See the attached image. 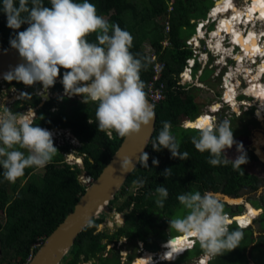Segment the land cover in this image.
<instances>
[{
    "label": "trees",
    "instance_id": "trees-1",
    "mask_svg": "<svg viewBox=\"0 0 264 264\" xmlns=\"http://www.w3.org/2000/svg\"><path fill=\"white\" fill-rule=\"evenodd\" d=\"M170 1L0 0V50L25 44L63 46L82 43L112 57L136 80L143 93L152 78L151 63L141 49L143 43L147 41L164 63L159 83L164 85L165 98L154 105L155 129L145 158L109 204L111 211L123 214L125 224L113 236L95 235L94 230L104 216L93 219L77 236L67 255L72 256L68 264H77L79 254L88 259L95 252L104 250L100 239L109 238L112 242L113 238L123 237L132 244L137 241L147 244L167 229L168 220L183 206L188 194L195 193L199 205L205 191L217 192L221 186L222 192L232 198L238 197L243 188L248 191L257 188L256 176L248 173L240 161L227 159L220 150L222 145L240 134L246 136V127L254 120L248 117V124L244 130L237 131L240 134L235 138H230L228 129L209 133L180 126L183 120L194 119L200 113L194 94L197 88L188 89L178 83V76L192 55L185 42L194 33L191 20L204 18L213 2L174 0L167 35L169 44L163 47L162 22L167 18ZM198 67L195 66L194 74ZM44 73L51 74L50 80H43ZM56 78L62 82H57ZM63 78H71L82 85L94 81V76L85 71L61 67L40 74L12 76L0 84V95L3 85L23 88V80H28L37 87L45 86L52 92L65 91L82 99L63 97L61 101L52 99L38 107L40 97L27 93L22 104L36 107L38 118L16 133L7 132L1 136L16 144L20 156L15 164L0 162V264H26L33 245L43 241L63 221L84 193L85 187L78 176L85 173L92 180L96 179L122 142L124 129L120 114L124 102L118 94L109 89L107 101H93L83 90L70 86ZM52 108L56 110L51 111ZM43 128L72 131L81 145L77 155L81 157L82 169L64 163L63 153L70 147H56L45 139ZM45 146L56 151L55 155L41 157V149ZM28 148L38 156V161ZM249 156L256 159L252 153ZM39 168L43 169L42 175L36 173ZM259 201L263 207L257 206L262 213L256 221L264 233L263 196ZM208 203H211L210 199ZM217 204L218 213L236 208L221 202ZM239 217L235 220L241 226H247L246 214ZM209 239L214 241L210 243ZM208 240L195 244L191 250L196 257L215 250L207 264H264V235L254 238L251 227L242 229L232 223L227 230ZM129 259L131 261L132 257Z\"/></svg>",
    "mask_w": 264,
    "mask_h": 264
},
{
    "label": "water",
    "instance_id": "water-1",
    "mask_svg": "<svg viewBox=\"0 0 264 264\" xmlns=\"http://www.w3.org/2000/svg\"><path fill=\"white\" fill-rule=\"evenodd\" d=\"M61 67L74 68L94 76L93 83L87 85L86 89L98 86L106 93L103 101H107L110 97L109 89L118 94L124 102L120 114L124 136L98 177L85 187L73 210L44 239L27 264H61L73 247L77 236L93 219H98L100 216L105 218V215L108 218L112 216L109 204L120 192L139 162L145 158L155 129L156 114L153 103L146 98L128 71L120 67L106 53L82 43H66L63 46L25 44L0 50V84L12 76L40 74L44 70ZM42 104L41 102L40 105ZM228 126L226 121L220 120L218 129L225 130ZM250 150L253 151V148L251 147ZM207 196L215 202L233 205L224 201V198L230 197L228 195L211 192ZM255 211L262 213L260 208ZM176 238L177 236L173 237Z\"/></svg>",
    "mask_w": 264,
    "mask_h": 264
},
{
    "label": "rangeland",
    "instance_id": "rangeland-1",
    "mask_svg": "<svg viewBox=\"0 0 264 264\" xmlns=\"http://www.w3.org/2000/svg\"><path fill=\"white\" fill-rule=\"evenodd\" d=\"M211 1L213 2L214 0H211ZM237 2H239V6L241 7V9L246 7L244 0H237ZM249 2L251 3V0H249ZM227 3H229V1H227ZM227 3H225V4L227 5ZM226 5H224V7H226ZM219 8H217V9H219ZM216 13L217 12H215V14ZM159 21L161 23L160 19H159ZM246 21H247L246 19L243 20V22H246ZM257 27H258V25L256 24L254 26V28L258 29ZM241 28L244 31H248L250 29V26L244 27L243 25H241ZM193 31H194V29H193ZM237 36H239V34ZM141 49L147 55L151 51V46L146 41L141 46ZM218 51H220V49H218ZM260 60H261L260 56H257V61L259 62ZM207 65H209V64H207ZM207 65H206V67H199V70L201 69V71H203L205 68V70L202 74L200 73L199 70L196 73L198 76L197 81H200V80L203 81L202 84H200L201 86L200 85L197 86L196 87L197 90L194 91L195 102L200 105L201 112L208 110L209 107H211L212 105L215 104L214 99L217 95H219V98H221L222 89H223L222 85H220V83L222 82L221 77L224 75L225 70L223 69L220 72H218V70L216 68L209 69V67H207ZM247 66H248V69L251 71V73H254L255 68L257 67V65L254 63L253 64L247 63ZM217 72H218L219 76L215 77V74H217ZM50 75H51L50 73H44L43 79L45 81L50 80V78H51ZM66 79L69 80L68 78H66ZM260 81L264 84V76H261ZM69 85L72 87L78 86L80 89H82L79 85L72 83V82H69ZM2 87H3L2 93L0 95V137L2 135H5V133H7V132H12L13 130H20V129L24 128L25 126H20V125H25L27 123H31L32 121H30V119L32 120V118H34V117H32V118L28 117L29 113H30L29 110H28L29 111L28 114H25L26 109H23L21 106L18 109V108H16V106H14V104H16V100H14V98H17V96L21 95L23 92H25V90H21L22 93L19 94V93L13 91V89H11V88L8 89V88H4V86H2ZM248 87H249L248 81L247 82L243 81V77L240 75L238 87L235 88V90H236V99L235 100L241 101V103L245 102V104L252 103L253 107H248V105H242L243 107H240V109H241L240 112H242V113H240V115H242L241 117H243V120L232 121L234 124H231L230 127L228 128V131H227L230 135V138H235L236 135H239L240 132H237V131L244 130V126H246L248 124L247 122L249 121L248 117L250 119H252L250 117V116H252L254 118V119H252V120H254V122L252 124L249 123L248 126L246 127V131H247L246 136H242L240 134L237 138H235L231 142L222 145L220 147V150L225 155V157H227V159H230L234 162L240 161L248 173L254 174L255 176H258L259 178L264 179V177H263L264 176V163L261 162L262 160H260V159L255 160V159L251 158L250 156H248L250 154V152L247 154L243 150L244 147L245 146L247 147L249 145V143L251 142L250 146L252 148L256 147L261 152H264V149H262V147H264V116H263L262 112L259 110L257 111V118L259 120L256 118V115H255V109H257V106L259 103H260L259 106L264 109V104H261V103H264V96L258 97V99H260L261 102H259L257 104L254 100V97L252 95H248L245 92V89ZM262 88H263V91H262L263 94L262 95H264V87H261V89ZM42 89L43 88L38 89L37 92L41 91ZM44 89H45L43 91L44 93H48V94L52 93L51 89H48L45 86H44ZM100 90L101 89H99L97 87V88H87L86 91L88 92V94H90L91 98L95 99L94 96L97 94V95H99V97H97V98L102 100V98H105L106 95L103 96L100 93H98V91H100ZM68 96L73 97L72 94H68ZM90 97H89V99H91ZM243 100H244V102H243ZM224 103L228 104L227 102H224ZM2 107H4V110L1 109ZM226 110L227 109L225 108L223 110V113ZM251 113H252V115H251ZM21 115H25L27 117H25V116L20 117ZM18 117H20V118H18ZM17 124H20V125H17ZM23 141L27 142L26 139H24ZM58 144L60 146L62 145V143L60 141H58ZM74 144L78 145L76 142H74ZM17 149L18 148H16V144L14 142H12V141L8 142L7 140L4 139V137H1L0 138V162L15 164L16 159H19L17 157L20 156V152ZM28 152L34 156L35 161L39 160L38 156H35V153L33 150L29 149ZM253 152L255 153L254 149H253ZM55 153H56V151L50 150V148L48 146H45L43 149H41V157L54 156ZM69 153H70V151H69ZM36 173L38 175H42L43 169L42 168L37 169ZM259 191L261 192V189ZM258 192L255 194V192L249 193L247 190H244V192H243V190H241L242 196L240 197V199H242V200L244 199L243 201L249 202V204L251 206H249V204H248L246 207V211H245L246 205H242L241 200H238V201L230 200V201H228L229 204L230 203L231 204L239 203L238 205L240 206V208L237 207L238 205L233 204L230 206H232V208L236 206L235 209L233 208L234 211L227 208V212H226L229 215H233V214L235 215L236 214L239 216L241 213L244 212V214H246V216H247L246 225H249V223L253 220L249 227H251L252 230L254 231V238H257L261 234L264 235V233L261 232V228L259 227V224L256 221L257 219L260 218L261 213H259L258 211H255L256 209H254V208H257V206H259V205H260V207H263V203L261 201H259L260 192L259 193ZM195 197H196L195 193L188 194V196L185 198V202H184L183 206L181 208H179V210L176 211V213H174V215L172 216L171 219L168 220L167 229L161 231L157 236H155L147 244H145L144 245L145 250L152 251V252H157V251L160 252L162 250L161 249L162 247H160L159 242L162 240H166L167 238H170L173 236L181 235L182 232H184V229L186 230V228H190L192 226V219L191 218H193L194 220H197V219L199 220L193 226V227H197V226L203 225L202 223H203L204 217L207 220V217L218 215V208L219 207H218L217 201L207 203V201L205 199H203V200H201V204L205 201V203L207 205V210H206L207 213L204 214L205 216L200 215L198 218H195L196 214H198V212L201 211V209L199 208V205L196 204ZM263 198H264V195H263ZM199 202H200V200H199ZM224 208H226V207H224ZM224 211H226V209H224ZM255 213L257 216L255 215L256 217L253 218ZM219 214H223V213L219 212ZM239 216H237L238 219H240ZM106 219L108 221L110 218H108V216L105 215L103 222L106 221ZM210 219L214 220L213 218H210ZM254 221H256V222H254ZM212 225H214V224H212ZM106 226H107V224H106ZM209 227H211V225ZM237 227L241 228V226H237ZM99 230L105 231L106 229H103L100 225ZM116 230H117L116 228H113V225H111V227L107 226V232L108 233H110V232L112 233L113 231H116ZM188 230H191V228ZM220 230L221 231L227 230V227L226 228L223 227ZM185 233H186V231H185ZM114 234L112 233L111 236H113ZM184 235L185 234H182L181 236H179V238H182ZM177 239H178V237H177ZM208 241L210 243H212L214 241V239H209ZM108 242H110L109 238H107V243ZM134 244L129 243V242H124L123 239H120L118 241V243H116L115 245L114 244L108 245L107 249L112 250V251L114 249V252H112V255H115V256L111 257L110 253H109L107 259L109 260L111 257L112 259L109 260L110 263L121 264V260H123L125 255L128 253L127 260H129V257H132L133 262H134L139 257L138 250H136L138 248L135 247ZM168 246H170V243L168 244ZM199 247H200V245H199ZM193 249H191V250H193ZM191 250H189V252L187 251V253L185 255L180 257L175 262L174 261H172V263L164 262V263H160V264H195L197 257L193 255L195 253ZM115 251H116V253H115ZM120 252H122V255ZM121 256H124V257H121ZM178 256L179 255H177L176 257H178ZM169 260H172V259H169Z\"/></svg>",
    "mask_w": 264,
    "mask_h": 264
},
{
    "label": "clouds",
    "instance_id": "clouds-1",
    "mask_svg": "<svg viewBox=\"0 0 264 264\" xmlns=\"http://www.w3.org/2000/svg\"><path fill=\"white\" fill-rule=\"evenodd\" d=\"M217 0H214L213 1V4H212V6L211 7H209V9L207 10V12H206V14H205V17L204 18H201V19H198V20H191V23L192 24H194V33H193V35H191L190 36V38L192 37V36H197V35H200V37L199 38H197L196 37V39H199L200 40V43H201V45L204 47V49H202L201 51L202 52H206V53H208V55H209V63L211 64L212 63V60H213V56H212V52L210 51V49H208V47L206 46V45H211V47L213 48H215V49H217L216 47H215V43H217V45H218V48L219 49H221V51L218 53V55L216 56V59H220L219 57H220V55H222V57H223V59H227L228 61H229V64L230 65H234L235 64V61H237L238 59H236V56L238 55L237 53H236V51H239V53L241 52L240 51V47H237V49L236 50H234V51H232V54H230L229 52H230V50L229 51H226V48H230L229 46L230 45H233V43L234 42H232L231 40V36L230 35H228V33H226V32H224V31H222V32H220V29H221V26H222V22H221V20L223 19V18H226V17H228V16H230V14L232 13L231 12V8L233 7H237L238 5H237V3H239V2H237V0H230V7L228 8V9H226L225 11H219V12H217L215 15L214 14H212L211 13V11H213L214 9H215V7H216V2ZM173 3H174V0H171L169 3H168V8H167V18L165 19V20H168L169 21V25H170V16H171V14H172V12H173ZM170 8H171V10H170ZM164 20V21H165ZM164 21L162 22L163 24H164ZM205 21H208L210 24L209 25H203V26H199L200 24H203ZM240 28H241V25H240ZM218 31H219V33H218ZM218 33V34H217ZM226 33V34H225ZM242 33H243V31H242ZM164 34V33H163ZM244 35V34H243ZM190 38H188L187 40H189ZM163 40H164V38H163ZM162 40V41H163ZM186 40V41H187ZM161 41V42H162ZM186 43V42H185ZM163 46V45H162ZM234 46V45H233ZM213 48V49H214ZM151 50H153L152 48H151ZM154 51V50H153ZM227 54H229V56H227ZM147 56V55H146ZM263 60V59H262ZM259 62H261V60L259 61ZM196 65H198V64H196ZM199 66V65H198ZM199 68V67H198ZM214 68H216L217 69V67H214ZM224 70H226V69H224ZM203 72H204V70H203ZM42 77H43V74H42ZM260 78H261V73H260ZM259 78V79H260ZM178 79H179V76H178ZM44 80V79H43ZM57 82H61L62 80L61 79H55ZM226 81H227V79H225ZM247 78L244 80V81H246L247 82ZM45 81V80H44ZM29 82V81H28ZM31 82V81H30ZM202 82L203 81H199V83L200 84H202ZM23 83L24 84H27V83H25L24 81H23ZM76 83H79V82H76ZM249 83V82H248ZM3 84V83H2ZM82 89L81 90H83L85 93H87L88 94V92L87 91H85L86 90V86L87 85H82L81 83H79L78 84ZM5 86V85H4ZM11 87H13V86H11ZM196 87V86H195ZM10 88V87H9ZM8 88V89H9ZM15 88V87H14ZM24 88V87H23ZM46 88H48V87H46ZM190 87L188 86V89H189ZM223 89H224V87H222ZM48 89H50V88H48ZM223 89H222V92H223ZM22 90H24V89H22ZM246 90H247V88L245 89V92H246ZM52 92V91H51ZM25 93V92H24ZM48 93H43V95H47ZM64 94V95H63ZM68 94H72V93H68V92H65V91H60V92H52V93H50V94H48V96H47V99L43 96V98H44V101L42 102V100H41V102L42 103H45V100L46 101H48L50 98H53V99H57L58 101H61L62 100V98L63 97H66V98H69V99H71L70 97H72V96H68ZM90 95V94H89ZM249 95V94H248ZM38 96V95H37ZM15 97V96H14ZM39 97V96H38ZM219 95H217L216 97H215V99H214V101L216 102V104L218 105V104H220V101H219ZM234 98L236 99V95L234 96ZM15 99V98H14ZM91 100H93V101H96L97 99H93V98H91ZM98 100H100V99H98ZM244 101V100H243ZM19 102V100L18 99H16V103H18ZM236 105H237V107L239 108V111L241 110L240 109V107H243L242 105H240V103H241V101H236V100H234L233 101ZM229 104V103H228ZM43 105V104H42ZM41 106V105H40ZM248 107H253V105H248ZM247 107V108H248ZM227 108L229 109V108H231V104H229L228 106H227ZM2 110H4V107H2L1 108ZM232 109H233V106H232ZM253 109V108H252ZM255 111H256V109H255ZM209 113H212L213 115H214V117L216 118V121H212L210 118H208L207 117V114H209ZM242 113V112H241ZM224 113L221 111V112H218V111H210L209 109L208 110H205V111H203V112H201V110H200V113L198 114V118L199 117H201V116H204V118L208 121V123H209V127H207L206 129H198V128H196V127H186L185 129H196V130H199V131H202V132H209V133H211V132H213L214 130H219L218 128H219V121L220 120H224V121H226L228 124H229V126L225 129V130H227L229 127H230V125L231 124H234L232 121H238V114H235V112L234 111H232L231 112V115H232V117L230 118H227L226 117V115H223ZM251 115H252V113H251ZM22 116H24V115H21L20 117H22ZM20 117H18V118H20ZM26 117V116H25ZM194 118V119H185V120H183L182 122H181V124H180V126L182 127V128H184L183 127V124L185 123V121L186 122H193L194 120H196V119H198V118ZM252 119H254L252 116H250ZM32 118V117H31ZM33 119L34 118H32V120L30 119V121H32L33 122ZM31 122V123H32ZM31 123H27V124H25V125H29V124H31ZM17 125H20V124H17ZM25 125H20V126H25ZM18 130H16V132H17ZM43 133L45 134L44 136H45V139H47V140H49V141H51L54 145H56V147H58V146H60L59 144H58V141H60L61 143H62V145L61 146H63V145H67V146H69L70 147V149L68 150V152H65V154H68L69 153V151H70V155H71V157H74V158H76L77 160H79V162L78 163H73V164H68V163H66V161H65V154L63 153V157H64V163L65 164H68V165H71V166H76V167H78V168H80V169H82V161H81V157L80 156H78L77 155V148H79L81 145H80V142L77 140V138L72 134V131L70 130V129H62V130H60V129H52V128H43ZM67 131H69V133H67ZM220 131H223V130H220ZM12 133V132H11ZM72 141V142H71ZM74 142H76L78 145H75L74 144ZM251 142L249 143V145L246 147H244V152L245 153H252L255 157H256V159H258V157L254 154V152L253 151H251L250 150V148H251ZM60 146V147H61ZM262 149H264V147H262ZM246 150V151H245ZM73 151V152H72ZM249 156V155H248ZM255 159V160H256ZM72 162H73V159L71 160ZM88 177L89 179H90V183H91V181H92V179L88 176V175H86L85 173H81L79 176H78V180H79V178L80 177ZM79 182H80V180H79ZM81 183V182H80ZM89 183V184H90ZM88 184V185H89ZM83 185V184H82ZM88 185H83L84 187H86V186H88ZM211 192H213V193H219V192H214V191H205L204 193H203V195L201 196V200H203V199H205L206 201H207V203H208V200L210 199H212L211 197H209V196H207V194L208 193H211ZM231 197V196H230ZM201 200H200V202H199V208L201 209V211H199V213L201 214V215H203V216H205L204 214H206L207 212H206V209H207V205H206V203H205V201L201 204ZM213 200V199H212ZM219 201H217V203H218ZM248 203V202H247ZM249 204V203H248ZM250 205V204H249ZM202 206H205L206 207V209H203V207ZM239 206V205H238ZM251 206V205H250ZM254 209H257V208H254ZM261 209V208H260ZM245 210H246V208H245ZM110 212L112 213V216L110 217V219H109V221L110 220H112V218H113V216H114V214H119L120 215V218L116 221V224H118L119 222L120 223H122V221L124 220V216H123V214L122 213H120V212H114V210L113 211H111L110 210ZM244 213V212H243ZM243 213H241V214H243ZM199 214V215H200ZM240 214V215H241ZM218 215H222V214H219L218 213ZM231 216V218L233 219V221H231L230 223H228V224H221L220 223V225H219V228L221 229V228H223V227H228L230 224H232V223H235L237 226H241L240 224H237L236 223V221L237 220H235V217L234 216H236V215H230ZM257 216V215H256ZM256 216H254V217H256ZM205 218V217H204ZM193 221H194V219H192V224H193ZM215 221H216V219H215ZM253 221V220H252ZM252 221L249 223V225H247V226H245V227H243V226H241V228L243 229V228H247V227H249L250 225H251V223H252ZM239 223V222H238ZM240 228V227H239ZM186 229H190V228H186ZM218 229V227L216 226V230H215V234H212V235H210V236H208V237H206V239H205V241H203L204 243H206V241L208 240V238L209 237H215V236H217V235H219L220 233H222V232H224L225 230H222V231H220V230H217ZM185 230V229H184ZM182 234H184V232H182ZM181 236V235H180ZM174 237H176V236H174ZM178 237V236H177ZM171 238H173V237H171ZM44 241V240H43ZM43 241H41V244H42V242ZM167 241H168V239H167ZM166 241V242H167ZM38 242V241H37ZM36 242V243H37ZM165 242V243H166ZM197 243H199V242H197L196 241V243L195 244H197ZM41 244H40V246H41ZM203 244V243H202ZM39 246V247H40ZM38 247V248H39ZM195 247V246H194ZM210 251H212V250H210ZM36 252V251H35ZM159 252V251H158ZM204 254V253H203ZM34 255V254H33ZM178 260V259H177ZM176 260V261H177ZM28 262L26 261V264H27ZM168 263H170V262H168ZM252 264V263H251Z\"/></svg>",
    "mask_w": 264,
    "mask_h": 264
},
{
    "label": "built area",
    "instance_id": "built-area-1",
    "mask_svg": "<svg viewBox=\"0 0 264 264\" xmlns=\"http://www.w3.org/2000/svg\"><path fill=\"white\" fill-rule=\"evenodd\" d=\"M170 10H171V8H170ZM209 24L210 23L208 21H205L203 24H200L199 26H203V25L205 26V25H209ZM169 32H170L169 21L168 20H165L164 21V28H163L164 40L161 42V44L163 45V47H166L169 44V39L167 38V35H168ZM247 32L248 31H244L243 30V34L244 35H246ZM196 37L199 38L200 35H197ZM196 37L195 36H192L189 40L186 41V45L191 49L192 55H191V57L189 59L186 60V63H185L186 65H185L183 71L179 74L178 83L181 86H186V87L189 86L191 88V87H195V86L197 87V86L200 85L199 81L196 82L198 80V76H197L196 73L199 70V68L196 70L195 74L193 73L196 64H198L199 67H206V65L209 64V65H207V67H209V69H213L214 67H217L218 72H220L223 69H226L224 75L221 77L222 82L220 83V85H222V87H224L225 79H227V81L229 83H231V84L233 82L234 83L237 82L239 84L240 75L243 77V81L246 78L248 79L247 73L245 72V70L249 71L248 72L249 75H252V73L248 69L247 59H246L245 54H243V58H242V60L244 61V63H243L244 66L242 64V67L239 68L240 58L237 61H235V64L234 65H230L229 64V61L227 59H223L222 55H220V57H219L220 59H216V56L219 53L218 50L215 49L214 47H213L214 48L213 49L211 47V45H206L208 47V49H210V51L212 52V56L214 57L213 60H212V63L210 64L209 63V55H208V53L201 51L202 49H204V47L201 45L200 40L199 39H196ZM229 47L230 48H226V51H229L230 50L229 53L232 54V51L236 50L237 47H238V45L237 44H235V46L230 45ZM240 51H241V49H240ZM236 53L239 54V51H236ZM227 56H229V54H227ZM147 59L151 63V66H152V78H151V80L146 85V91L144 92V95L146 96V98L151 103H153V105H155V104L161 102L162 100H164V98H165V96H164V85L161 82L159 83L160 78H161L162 69L164 67V63L161 62L158 59L157 55L155 54V52L153 50H151L147 54ZM263 61H264V59L263 60L261 59V62H263ZM253 63L254 62H252V64ZM204 70H205V68H204ZM199 71H200L201 74L203 73V71H201V69ZM218 72H217V74H215V77L219 76ZM261 76H264V71L261 72ZM33 79L34 78H30L31 81H33ZM247 81L250 83V80L249 79ZM24 82L25 83H28L27 81H24ZM44 90L45 89L43 88L41 91L38 92V95L41 96L42 102L44 101V99H43V93H44L43 91ZM223 95H224V89H223L221 98H218L219 101H220V104L217 105L216 102L214 101L215 104L212 105L211 107H209V110L210 111H218V112H221L222 111L223 112V110L226 108L227 110L224 112L223 115H226L227 118H229V117L231 118L232 117L231 112L233 111V109H232V103H231L232 101H227V103L231 104V108L228 109L227 108L228 104H225L224 101H223ZM247 105H250V104H247ZM213 106H216V108H213ZM235 114H237V113H235ZM207 117L210 118L213 122L216 121V118L214 117V115L212 113L207 114ZM183 127L184 128L188 127L187 124H186V121L183 124ZM69 154L70 153L65 154V161H66V163L73 164V163H78L79 162V160L76 159L77 157L76 158L71 157V155H69ZM72 159H73V162L71 161ZM79 180H80L81 184H83V185H88L90 183V179L88 177H83L82 176V177L79 178ZM202 207H203V209H206L205 206H202ZM119 218H120V215L116 213V214H114L112 220H110V221L108 220L107 221V219H106V222H110L112 224V223L116 222ZM210 218H213L214 221L216 219L215 222L217 223L218 230H220L219 225H220V223H221L222 220H226L227 219V220H230V222L233 221V219L231 218V216L228 213H223L221 216L220 215H216V216L207 217V220L204 218L203 219V224L204 225L209 224L210 221H211ZM197 221H199V220L197 219V220H194L193 221V224L190 227L191 229H193V226L195 225V223ZM236 223L239 224L238 221H236ZM187 230L188 229L184 230V234H185V231H187ZM208 236H210V235H207L206 237H208ZM188 239H189V242L191 243V246L188 247L186 250H184L183 253L181 255H179L175 259V261L177 259H179L180 257H182L187 251L193 249L194 246H195L196 241L199 242V243H204L203 241H200L198 239V237H193L192 236V237H188ZM40 244H41V241H38L37 243H35L33 245L32 251L30 252V254L28 256L27 262H29L32 259L33 254H34L33 253V250L36 249V248H38L40 246ZM164 244L162 245V248L161 249H163V247L165 246ZM214 253H215V250L206 251L204 254L200 255L196 259V262L199 261V259L202 256H205L207 258V260H206V264H207V262L213 257ZM152 259H153V264H158V263H162L163 261H165V260H162L158 256V252L153 254ZM170 262H172V261H170Z\"/></svg>",
    "mask_w": 264,
    "mask_h": 264
},
{
    "label": "bare ground",
    "instance_id": "bare-ground-1",
    "mask_svg": "<svg viewBox=\"0 0 264 264\" xmlns=\"http://www.w3.org/2000/svg\"><path fill=\"white\" fill-rule=\"evenodd\" d=\"M227 1H229V3H227ZM246 7L243 8L244 12L243 14L248 17V18H252L254 17L255 14H258V20L263 22L264 20V0H251V3L249 2V0H244ZM216 7L215 9L211 12L212 14H215V12H219V11H225L226 9H228L230 7V0H217L216 1ZM222 2V4H220ZM227 3V5L225 4ZM224 5H226V7H224ZM220 7V8H219ZM219 8V9H217ZM243 14H240L239 17H243ZM233 15H230L229 17L231 18V20H223L222 22V26L220 29V32L224 31L226 33H228V35H231V41L234 42L233 45L235 46V44L241 46V52L236 56V59L240 58V64H239V68L242 67V64L244 63V61L242 60L243 58V54H245L246 59H247V63H252L254 62V64L257 65V67L255 68L254 73H252V75H249V71L245 70V72L247 73V77L250 80L249 77H252L253 74H260L261 72L264 71V61L263 62H257V56H260V59H264V45L259 46L258 49L256 50V53H250L248 55L247 52V48L251 47V41H243V37L245 35H243L242 31L243 29L240 28V25H243L244 27H247L249 24L246 22H243L242 20H237V18L232 17ZM248 22V21H247ZM260 22V23H261ZM256 23V22H255ZM254 25V24H253ZM251 26V25H250ZM256 32V31H255ZM263 32V31H262ZM261 32V33H262ZM219 33V31H218ZM217 33V34H218ZM225 33V34H226ZM259 33V32H258ZM220 34V33H219ZM237 34H239V36H237ZM255 34V33H254ZM257 34V33H256ZM262 37L264 36V32L262 33ZM247 36L249 35L248 33L246 34ZM261 37V38H262ZM246 39V38H245ZM259 39V38H258ZM249 40V39H248ZM239 42V44H238ZM253 42V41H252ZM263 43V42H262ZM215 47L218 48L217 43H215ZM255 44V43H253ZM219 49V48H218ZM217 49V50H218ZM250 49V48H249ZM255 50V49H254ZM221 51V49H220ZM219 51V52H220ZM244 66V64H243ZM251 72V71H250ZM260 75L258 76H253V80H250V85L246 90V93L249 95H252L254 98L255 97H259V96H264L263 94V88L261 89L260 86V80H259ZM194 81V80H193ZM198 82V81H196ZM238 86L237 83H229L228 81L225 80L224 83V95H223V101L227 102V101H232V106H233V111L235 113L238 114V118H240L242 115H240V111L239 108L237 107L236 104H234L233 100L234 96L236 94V90L235 88ZM98 87V86H97ZM264 87V84H263ZM93 88V87H91ZM96 93V92H95ZM98 93H100L101 95H106L105 91H98ZM48 95V94H47ZM47 95H43L45 98H47ZM97 97H99V95H95L94 98L98 99ZM106 98V97H105ZM104 99V98H102ZM261 101V100H260ZM259 102H257L258 104ZM260 104V103H259ZM240 105H247L245 103H240ZM252 105V103H250V106ZM213 108H216V106H213ZM262 114H264V109L260 108L259 109ZM258 111V107L256 109V112ZM240 115V116H239ZM188 127H196L198 129H206L207 127H209V123L208 121L204 118V116L199 117L198 119L194 120L193 122H186ZM68 132V131H67ZM255 151V155L258 157V159L262 160L261 162L264 163V152H261L259 149H257L256 147L253 148ZM230 201L233 200L232 197H226L224 198V201ZM235 201L241 200V203H244V201L242 199H234ZM233 204H239V203H233ZM248 204H246L247 207ZM250 206V205H249ZM254 210V209H253ZM246 211V210H245ZM260 213V211H258ZM257 212V213H258ZM239 216V215H236ZM236 216H234L236 218ZM225 222L221 223V224H228L230 223V220H224ZM121 224V223H118ZM203 224V223H202ZM214 224V225H212ZM211 225V227H209ZM208 226V227H207ZM216 226L217 223L211 219L209 224L206 225H201V226H197L196 228L193 227V229L191 230H187L185 235L182 238H170L164 245L163 249L158 253V256L165 261H175V259L177 258V255H181L183 253L184 250H186L188 247L191 246V243L189 242L188 237H198V239L200 241H205L206 236L207 235H212L215 234V230H216ZM189 232V233H188ZM188 233V234H187ZM170 243V246H168V244ZM148 253V255H144ZM202 255V254H201ZM153 254L150 252H144L141 257H139L138 259H136L132 264H153ZM199 257V256H198ZM197 257V258H198ZM172 259V260H169ZM206 260L207 258L205 256H202L199 261H197L195 264H206Z\"/></svg>",
    "mask_w": 264,
    "mask_h": 264
},
{
    "label": "flooded vegetation",
    "instance_id": "flooded-vegetation-1",
    "mask_svg": "<svg viewBox=\"0 0 264 264\" xmlns=\"http://www.w3.org/2000/svg\"><path fill=\"white\" fill-rule=\"evenodd\" d=\"M237 7H232L230 10H231V14L230 15H233L232 17H234L235 16V18H237V20H244V19H246L247 21V23L249 24L248 26H250V29L248 30V36L247 35H245L244 37H243V41H251V47H249V48H247V52H248V55L250 54V53H253V52H255L256 53V50L258 49V46H263L264 45V36L262 37V33L264 32V20H263V22H261V21H259L258 20V14H255L254 15V17H252V18H247L243 13L244 12H242L243 11V9H241V7L239 6V3H237ZM212 12V11H211ZM240 14H243V17H239V15ZM223 20H231V18L228 16V17H226V18H223L221 21H223ZM256 22V23H255ZM261 22V23H260ZM254 24V25H253ZM258 25V29H255L254 28V26L255 25ZM256 31V32H255ZM263 31V32H262ZM259 32V33H258ZM262 32V33H261ZM255 33V34H254ZM257 33V34H256ZM238 35V34H237ZM262 37V38H261ZM246 38V39H245ZM259 38V39H258ZM249 39V40H248ZM253 41V42H252ZM263 42V43H262ZM253 43H255V44H253ZM238 44H239V42H238ZM238 47H240V49H241V46H240V44L238 45ZM257 48V49H256ZM255 49V50H254ZM242 50V49H241ZM264 64V63H263ZM258 75H260V74H253V76H258ZM253 76L252 77H249L250 78V80L252 79L253 80ZM260 78V77H259ZM67 80L66 78H63V80ZM69 80H67V81H69V82H72V83H74V81H72L71 80V78H68ZM34 80V79H33ZM251 80V81H252ZM260 80V79H259ZM23 81H27L28 82V80H23ZM62 82V81H61ZM32 82H28L27 84H25L23 87L24 88H14V87H10L11 89H13V91H15V92H17V93H19V94H21L22 93V89H24L25 90V93L23 92L21 95H18L17 97L18 98H15L14 100H16V99H18L19 100V102L18 103H16V104H14V106H16V108H20V106L23 108V109H26V112H25V114H28V112L30 111V113H29V116L28 117H34V119H33V121L34 120H36L37 118H38V116H39V113H38V110H37V108L36 107H33L31 104H29V105H23L22 104V98L27 94V93H29L31 96H33V95H38V89H40V88H44V86H41V87H37V85L36 84H31ZM75 84H79V83H75ZM249 85H250V83H249ZM4 86V85H3ZM260 86L261 87H263V83L260 81ZM4 88H8L7 86H4ZM76 88H79L78 86H76ZM87 88H91V87H87ZM80 89V88H79ZM87 90V89H86ZM87 94V93H86ZM73 95V94H72ZM89 97H90V95L89 94H87ZM39 96V95H38ZM48 96V95H47ZM40 97V103H41V96H39ZM91 98V97H90ZM53 98H50L48 101H46L45 100V102H49V101H51ZM74 99H76V100H82L81 99V97H79V96H75V95H73V97H71V100H74ZM254 100H255V102L257 103V102H261L260 101V99H258L257 97H255L254 98ZM40 103H39V105H38V107H40ZM261 104H264V103H261ZM260 104H258V110L261 108L260 106H259ZM29 110V111H28ZM56 109L55 108H52L51 109V111H55ZM260 111V110H259ZM255 115H256V118H257V112L255 111ZM25 116V115H24ZM263 116H264V114H263ZM27 117V116H26ZM258 119V118H257ZM259 120V119H258ZM60 130H62V129H60ZM12 133H16V130H13L12 131ZM67 133H69V131L67 132ZM262 172V171H261ZM264 177V176H263ZM256 178H257V188L256 189H254L253 191H248V188H243V189H241V190H243V192H244V190H247L249 193H253V192H255V194L261 189V192H260V197L261 196H263L264 195V179H261V178H259L258 176H256ZM241 190L239 191V195H238V197H236V198H240L242 195H241ZM217 192H219V193H221V194H223V195H226L227 196V194H224L223 192H222V186H221V188H219V190L217 191ZM258 192V193H259ZM244 194V193H243ZM229 196V195H228ZM201 200V199H200ZM211 202H215L214 200H210ZM244 202H246V201H244ZM249 203V202H248ZM242 205H244L243 203H242ZM246 208V207H245ZM257 209H258V207H257ZM115 212V211H114ZM200 213L198 212V214H196V216H195V218H198L200 215H199ZM191 219H193V218H191ZM116 222H114V223H110V222H106V221H102V223H100L98 226H97V228L94 230V234L95 235H98V234H100V233H106V234H108V235H112V233L114 234V233H116L117 231H118V229L119 228H122L123 226H124V224H125V222H124V220L122 221V223L121 224H115ZM106 224H107V226H109V227H111V225H113V228H116L117 230L116 231H113L112 233L110 232V233H108L107 232V226H106ZM100 225H101V227L103 228V229H106L105 231L104 230H102V231H100L99 230V228H100ZM171 238V237H170ZM170 238H168V239H170ZM120 239H123L124 240V242H128L127 240H126V238H123V237H118L116 240H115V238H113L112 239V242H108L107 243V238H104V239H100L99 240V243H100V245H102V246H104V250H102V251H98V252H95L92 256H90L88 259H86V256L84 255V254H79L78 255V263L77 264H112V263H110L109 262V260H111L112 258L111 257H114L115 255H112V252H114V250L112 251V250H109V249H107V246L108 245H110V244H116V243H118V241L120 240ZM137 243V244H136ZM165 243V242H164ZM164 243H159V245H160V247H162V245L164 244ZM135 245H137L136 247L138 248V249H136V250H138V254H139V257H141V255L143 254V252H150V251H148V250H145L144 249V244L141 242V241H137V242H135ZM109 251V252H108ZM158 252V251H157ZM157 252H151L152 254H154V253H157ZM110 253V259L108 260L107 259V257H108V254ZM115 253H116V251H115ZM121 253V255H122V252H120ZM67 257V256H66ZM64 258L63 259V261H62V263L61 264H68L69 263V261H70V259H71V257L72 256H68L67 258ZM121 257H124V256H121ZM127 257H128V253L125 255V257L123 258V260H121V264H132V262H133V259L130 261V259L129 260H127ZM138 257V258H139ZM137 258V259H138ZM114 260V259H113ZM137 262V261H136ZM135 262V263H136ZM175 262V261H174ZM134 263V264H135ZM162 263H164V262H162ZM170 263H172V262H170ZM158 264H160V263H158Z\"/></svg>",
    "mask_w": 264,
    "mask_h": 264
},
{
    "label": "crops",
    "instance_id": "crops-1",
    "mask_svg": "<svg viewBox=\"0 0 264 264\" xmlns=\"http://www.w3.org/2000/svg\"><path fill=\"white\" fill-rule=\"evenodd\" d=\"M263 162V161H262Z\"/></svg>",
    "mask_w": 264,
    "mask_h": 264
}]
</instances>
